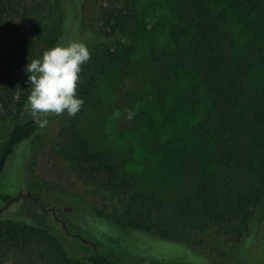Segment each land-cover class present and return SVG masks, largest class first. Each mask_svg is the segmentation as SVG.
<instances>
[{
  "label": "trees",
  "instance_id": "obj_1",
  "mask_svg": "<svg viewBox=\"0 0 264 264\" xmlns=\"http://www.w3.org/2000/svg\"><path fill=\"white\" fill-rule=\"evenodd\" d=\"M100 5L89 27L83 0H0V176L17 173L19 189L48 188L57 201L41 208L64 231L0 215V264H117L81 234L65 232L95 218L137 232L147 254L160 242L174 244L155 256L163 263L230 264L249 253L257 264L256 243L264 239V0ZM158 6L169 10L166 22L155 17ZM232 15L240 30L229 28ZM164 26L169 45L159 42ZM61 41L90 51L77 85L83 106L75 116L50 113L24 123L27 64ZM101 84L115 96L122 128L137 135L136 149L106 145L101 118L90 114ZM53 120L52 153L84 194L35 178V153ZM135 151L139 173L130 167ZM1 200L5 207L16 202Z\"/></svg>",
  "mask_w": 264,
  "mask_h": 264
},
{
  "label": "rangeland",
  "instance_id": "obj_2",
  "mask_svg": "<svg viewBox=\"0 0 264 264\" xmlns=\"http://www.w3.org/2000/svg\"><path fill=\"white\" fill-rule=\"evenodd\" d=\"M85 4V24L91 27L94 25V20L97 18L98 11L100 10L101 3L105 0H83ZM147 2L144 1V4ZM231 15V13H228ZM163 17V21L166 22L169 17V10L158 6L156 16ZM234 19V20H233ZM228 26L231 30H240V24L235 18L230 16L226 19ZM168 30L164 26L158 33L159 42L161 45H169L170 40L168 38ZM133 110H135L133 108ZM135 112V111H134ZM94 114L99 120L100 126L104 129L106 134L105 143L108 146L118 148L120 150L136 149L137 148V135L130 129L122 128L121 126V112L115 109V96L113 93L105 88L103 84L100 86L99 97L90 112ZM38 116H33L29 110V104L26 107L23 122L29 121ZM51 127L44 136L43 142L37 147L34 159V175L37 181H42L50 185L61 184L66 189L73 192H80L84 194L87 188L81 183H75V178L69 173H65V165L59 164V159L52 153V145L56 136L57 125L55 120L51 121ZM140 153L135 151L133 153V163L131 169L136 173L141 171L139 165ZM65 175V179L62 177ZM12 177H17V173L11 172L10 174H4L0 176V215L10 216H23L29 218L32 223L46 225L63 234V228L56 224L50 213L44 212V209H51L55 206L57 197H53L48 194V188L44 190L40 189V186H34L31 184L26 188H18L19 186L12 181ZM35 180V181H36ZM2 196H13L16 202L11 206L5 207L1 198ZM64 210L67 208L62 207ZM264 220V214L262 215ZM264 223V221L262 222ZM264 226V224H262ZM81 234L84 242L93 248L100 254L109 255L116 261L117 264H190L182 258H173L167 263L158 261L155 256L164 255L167 252L173 250L174 244L162 243L156 244L152 249L153 254H147L143 251L140 244L142 242L138 233L135 231H127L117 228L116 226L108 223L100 218L86 219L78 227H66L65 232L69 234ZM258 247V253L256 254L257 264H264V239L258 240L256 243ZM150 252V251H149ZM217 260H221L216 258ZM249 253H244L238 260L232 261L230 264H253ZM201 264H212L209 262H203ZM217 264V263H215Z\"/></svg>",
  "mask_w": 264,
  "mask_h": 264
},
{
  "label": "clouds",
  "instance_id": "obj_3",
  "mask_svg": "<svg viewBox=\"0 0 264 264\" xmlns=\"http://www.w3.org/2000/svg\"><path fill=\"white\" fill-rule=\"evenodd\" d=\"M91 58L87 45L80 41L64 43L46 50L41 58L27 64L31 85L28 104L33 116L67 113L75 116L83 106L77 93L82 65ZM47 119L38 121L41 128Z\"/></svg>",
  "mask_w": 264,
  "mask_h": 264
}]
</instances>
